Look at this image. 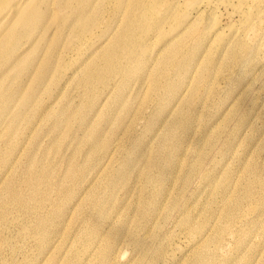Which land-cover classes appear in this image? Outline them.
<instances>
[{
    "label": "rangeland",
    "instance_id": "374dc122",
    "mask_svg": "<svg viewBox=\"0 0 264 264\" xmlns=\"http://www.w3.org/2000/svg\"><path fill=\"white\" fill-rule=\"evenodd\" d=\"M237 1L206 0L212 46L171 31L188 0H0V264H264V0L254 29Z\"/></svg>",
    "mask_w": 264,
    "mask_h": 264
},
{
    "label": "bare ground",
    "instance_id": "6f19581e",
    "mask_svg": "<svg viewBox=\"0 0 264 264\" xmlns=\"http://www.w3.org/2000/svg\"><path fill=\"white\" fill-rule=\"evenodd\" d=\"M237 2L239 4V5L237 4L238 8L241 9V11L244 13V22H246L248 24V27H252V29H254L258 25L255 24L256 22L253 20V15L248 13V11H253V10H250L248 8V6L242 0H238ZM209 7H210V5L206 2V0H188V2L181 8L182 12L179 13V17L177 20H175V26L171 28V31L174 32L176 29H180V32H182L184 29L196 28V27L203 25L204 26V31H203V36H202L203 41L206 44H210L211 42H213L211 44L213 46V44L216 42L217 38L218 37L220 38L221 34L224 32H223L222 28L216 30L217 25L211 26L205 22L206 10ZM212 9H214V8H212ZM212 9H211V11H212ZM190 11H193L195 14L193 19L191 18ZM209 13L210 12H208V14ZM166 18H172V12L170 15L167 14ZM163 28H164V23H161L158 26V29H159V31H161ZM224 30H226V28H224ZM149 33H150V37H149ZM149 33H147V32L141 33L137 38V42H136L135 46L140 45V44L145 45L146 42L149 40L148 46L150 47L152 44L151 42H153L152 41L153 39H155V41H159V38H160L159 32L156 31V29L154 27L149 31ZM178 34H177V36H178ZM188 34H191V31H189ZM230 36L231 37H227V39L224 41V48L225 49H227L228 46H230L231 44H236L239 42L238 44H236L238 47H240V46L244 47V52L246 50H248V49H246L247 47L244 46V42H240V41H242L241 39H239L241 36L237 35L236 31H231ZM177 38H179V37H177ZM206 48H207V46L205 47V49ZM246 56H248L250 62H252L254 60V57H255L254 53H252V52H250L249 54H246ZM243 58L244 57H242V59ZM153 79L156 80L157 78H153Z\"/></svg>",
    "mask_w": 264,
    "mask_h": 264
}]
</instances>
